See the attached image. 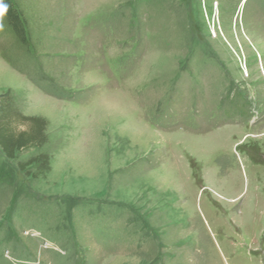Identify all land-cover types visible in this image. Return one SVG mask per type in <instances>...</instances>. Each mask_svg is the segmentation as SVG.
Listing matches in <instances>:
<instances>
[{
  "label": "rangeland",
  "instance_id": "obj_1",
  "mask_svg": "<svg viewBox=\"0 0 264 264\" xmlns=\"http://www.w3.org/2000/svg\"><path fill=\"white\" fill-rule=\"evenodd\" d=\"M20 1L50 171L0 151V264H264V0Z\"/></svg>",
  "mask_w": 264,
  "mask_h": 264
},
{
  "label": "trees",
  "instance_id": "obj_2",
  "mask_svg": "<svg viewBox=\"0 0 264 264\" xmlns=\"http://www.w3.org/2000/svg\"><path fill=\"white\" fill-rule=\"evenodd\" d=\"M0 14L14 37L25 47L30 46L29 21L20 0H0ZM47 122L40 116L19 112L12 103L9 91L0 94V151L6 160L15 162L27 151H36L16 167L27 178L44 176L50 171V157L39 152L47 143Z\"/></svg>",
  "mask_w": 264,
  "mask_h": 264
}]
</instances>
